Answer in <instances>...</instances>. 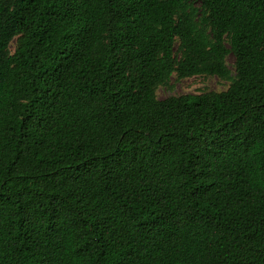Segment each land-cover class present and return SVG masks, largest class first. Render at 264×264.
I'll use <instances>...</instances> for the list:
<instances>
[{
	"label": "trees",
	"instance_id": "16d2710c",
	"mask_svg": "<svg viewBox=\"0 0 264 264\" xmlns=\"http://www.w3.org/2000/svg\"><path fill=\"white\" fill-rule=\"evenodd\" d=\"M0 264H264V0H0Z\"/></svg>",
	"mask_w": 264,
	"mask_h": 264
},
{
	"label": "rangeland",
	"instance_id": "374dc122",
	"mask_svg": "<svg viewBox=\"0 0 264 264\" xmlns=\"http://www.w3.org/2000/svg\"><path fill=\"white\" fill-rule=\"evenodd\" d=\"M14 42L10 43L9 50L13 51ZM233 58L228 56L226 59L227 67L233 73ZM229 87V82L220 81L212 77H192L179 80L175 76L171 77L169 85L159 87L156 92L157 100H164L170 96L199 95L207 92H223Z\"/></svg>",
	"mask_w": 264,
	"mask_h": 264
}]
</instances>
